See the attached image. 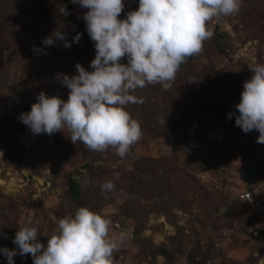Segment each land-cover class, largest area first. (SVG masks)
Returning a JSON list of instances; mask_svg holds the SVG:
<instances>
[{
	"label": "rangeland",
	"instance_id": "1",
	"mask_svg": "<svg viewBox=\"0 0 264 264\" xmlns=\"http://www.w3.org/2000/svg\"><path fill=\"white\" fill-rule=\"evenodd\" d=\"M43 1L46 23L34 13L35 0H0L6 42L0 44L4 56L0 62V248H13L20 227L38 225V238L48 239L61 218L74 216L77 203L69 194L68 179L76 177L88 206L112 220V233H126V241L114 253V264H162L166 259L158 255L157 261L153 255L158 248L175 255L171 264H264V208L240 198L243 190L250 189L264 205V144L256 142L258 131L245 133L235 124L244 83L253 75L250 66L264 64V0H242L239 14L213 19L209 28L220 31L215 40L224 49L212 37L206 40L202 53L180 66L169 90L157 84L155 96L136 91L144 102L127 108L132 105L129 111L143 124L155 120L140 117L135 109H153L158 115L163 107L168 109L163 99L170 92L184 94L177 100L185 121L180 123V135L172 137L167 127L144 131L123 159L112 148L82 152L68 142L67 128L52 135L33 134L21 121V114L30 112L41 92L65 99L70 90L57 74H78L70 55L72 43L65 47V41L55 40L45 45L43 40L66 15L85 22L88 9L72 0ZM124 4L121 19L137 0ZM67 30L71 32L65 26V34ZM27 44L41 51L26 57ZM121 62L127 63V57ZM5 118L26 148L20 167L5 158L1 144ZM141 158H160L157 174H162L163 164L169 169L167 195L159 204V197L147 192L127 193ZM251 158L258 162V180L250 171ZM109 180L116 191L105 198L100 184ZM233 201L237 203L232 205ZM0 264H8L2 252Z\"/></svg>",
	"mask_w": 264,
	"mask_h": 264
},
{
	"label": "clouds",
	"instance_id": "2",
	"mask_svg": "<svg viewBox=\"0 0 264 264\" xmlns=\"http://www.w3.org/2000/svg\"><path fill=\"white\" fill-rule=\"evenodd\" d=\"M72 2L88 9L83 19L95 43L93 70L77 63V75L57 74L70 90L68 99L41 92L20 119L33 134L52 135L67 128L73 144L81 142L94 152L112 148L122 159L143 135L140 122L127 108L144 102L134 93L157 84L169 90L180 66L201 54L204 42L213 36L209 23L239 14L242 5V0H139L138 9L121 19L124 0ZM56 39L65 40V34L54 32L43 43L52 45ZM79 39L78 33L74 41ZM71 43L65 40V47ZM125 57L127 63H122ZM250 68L253 75L244 83L235 124L245 133L258 131L256 142L264 144V64ZM100 189L107 198L116 186L109 180ZM111 229L110 218L80 206L74 216L59 220L46 243L38 238V225L23 226L13 240L17 248L4 247L0 252L8 264H15L17 254H30L33 264H114V253L127 236Z\"/></svg>",
	"mask_w": 264,
	"mask_h": 264
},
{
	"label": "trees",
	"instance_id": "3",
	"mask_svg": "<svg viewBox=\"0 0 264 264\" xmlns=\"http://www.w3.org/2000/svg\"><path fill=\"white\" fill-rule=\"evenodd\" d=\"M44 1L43 0H35L33 8H34V13L38 16L40 19V23H46L47 18H48V12L44 8ZM139 7V0H137V4L134 6V8L131 9V11L138 9ZM126 13V12H124ZM123 13V14H124ZM60 24L58 25L57 29L55 27H52L49 36L53 35L54 32L60 31L64 33V27L70 28L71 32L67 30V34H65V40L66 38L68 41H72V47L70 50L73 52L70 55L72 58L73 66H75L77 63H80L83 66L90 67L91 61L95 58L96 55V49H95V43L91 40L86 23L81 22L78 23L77 21L73 20L70 16H64L62 19L59 21ZM55 25V24H54ZM49 26V25H47ZM72 27V28H71ZM74 28V29H73ZM218 29L215 30L213 36H212V41H215L216 45L220 47V49H224V46L220 45L216 40L215 37L220 36L221 33H219ZM2 33L4 34V26L2 25L1 19H0V44L1 42L6 43ZM80 34V39L79 43H76L74 41V37L77 34ZM46 34V33H43ZM36 39V36H35ZM65 40H59L56 39L57 42H63ZM30 51L28 54H26V57H32L33 54H35L36 49H33L32 45L27 44L26 46ZM3 49L0 47V62H3ZM194 57V56H193ZM190 57V58H193ZM156 85H148L147 87L143 89H138L137 91H142L145 96H155L153 93L156 91ZM193 90V89H192ZM190 90L191 92H193ZM185 92V91H184ZM171 93V94H170ZM168 95L164 96L166 100L163 99L167 104V108L163 107L162 111H159V114L153 110V109H148V108H143L142 110L140 109H135L138 111L140 114V117L143 118H154V122L150 124H143L144 122L140 119H137L142 127V131H158L160 127H167L169 128L170 132L168 133V136L172 137L173 135H180V130L179 127L180 123L184 124L185 118L181 113V102H179L177 99L180 97H183L184 94L178 93L177 95L173 94V92H170ZM195 94H193V98L197 96L196 92L194 91ZM136 95V92L134 93ZM69 93L65 95V101L68 99ZM150 100V98H148ZM200 101H203V96L200 97ZM134 107L138 106L140 107L141 104H132ZM132 105L128 108V110H131L133 107ZM133 116V115H132ZM134 117V116H133ZM135 118V117H134ZM10 119L6 118L3 120V128H2V147L5 153V158L6 160L11 163L15 164L18 167H20L24 161H23V156L26 151V148L22 141L17 137L13 130V126L11 125ZM157 125L153 127V125ZM67 140L69 143L73 144L70 136L67 137ZM76 147L81 149L82 152L85 153L86 150H88L81 142H77L74 144ZM130 153V152H129ZM161 158V157H160ZM160 158L158 159H140V161H137L133 168L132 172V177L133 181L131 182L130 188L127 189V193L137 191V193H141V195H144L146 192L150 197H159L157 200V203L159 204L160 201H163L164 196L167 195V190H168V173L169 169H165L166 165L163 164V166L160 168L162 171V174H157L156 169L157 167L160 166ZM147 163H146V161ZM251 164H250V171L254 177V179L258 180L260 176L257 175V170H258V165H257V160L256 158H251ZM145 162V163H144ZM141 179V180H140ZM68 188H69V194L70 196L76 201L77 203V209L80 206H88V204L85 202L84 198V191L82 190V186L79 182V180L76 177H71L68 179ZM83 193V195H82ZM255 197V196H254ZM241 198V197H240ZM242 199V198H241ZM242 201H244L242 199ZM245 202V201H244ZM237 203L236 201H233L234 205ZM89 207V206H88ZM261 208H264V205H260ZM232 210V209H231ZM13 237V236H12ZM46 237H41L39 240L44 243ZM14 240V239H13ZM17 245H13L12 249H16ZM153 255L155 256L156 260L158 261V255H162L166 261L162 264H171L175 262V255L170 254L166 248H158ZM14 262L15 264H33V258L29 254L27 256H22L17 254L14 257Z\"/></svg>",
	"mask_w": 264,
	"mask_h": 264
},
{
	"label": "built area",
	"instance_id": "4",
	"mask_svg": "<svg viewBox=\"0 0 264 264\" xmlns=\"http://www.w3.org/2000/svg\"><path fill=\"white\" fill-rule=\"evenodd\" d=\"M240 197L251 206H255L257 201L250 189H245L240 193Z\"/></svg>",
	"mask_w": 264,
	"mask_h": 264
},
{
	"label": "crops",
	"instance_id": "5",
	"mask_svg": "<svg viewBox=\"0 0 264 264\" xmlns=\"http://www.w3.org/2000/svg\"><path fill=\"white\" fill-rule=\"evenodd\" d=\"M253 193V192H252ZM254 194V196H255V193H253ZM256 198V197H255ZM256 201H257V203H256V205L255 206H258V205H261L262 203H260V201L258 202V200L256 199Z\"/></svg>",
	"mask_w": 264,
	"mask_h": 264
}]
</instances>
